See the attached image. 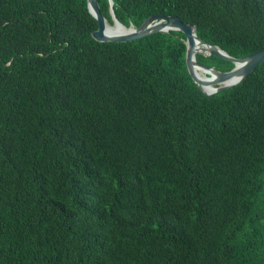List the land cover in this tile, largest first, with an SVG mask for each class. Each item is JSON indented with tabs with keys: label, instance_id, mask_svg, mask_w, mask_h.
<instances>
[{
	"label": "trees",
	"instance_id": "16d2710c",
	"mask_svg": "<svg viewBox=\"0 0 264 264\" xmlns=\"http://www.w3.org/2000/svg\"><path fill=\"white\" fill-rule=\"evenodd\" d=\"M112 1L127 27L264 49V0ZM97 27L87 0H0V264H264V61L208 95L183 32Z\"/></svg>",
	"mask_w": 264,
	"mask_h": 264
},
{
	"label": "water",
	"instance_id": "95a60500",
	"mask_svg": "<svg viewBox=\"0 0 264 264\" xmlns=\"http://www.w3.org/2000/svg\"><path fill=\"white\" fill-rule=\"evenodd\" d=\"M110 2V14L112 24H110L102 14L97 0H87V5L91 14L98 22V27L92 32V36L99 41L123 42L142 38L157 32H168L169 30H179L185 34L186 54L185 61L189 74L195 84L206 94L212 95L224 89L231 88L246 77L259 63L264 61V49L252 52L244 57H233L217 45L199 38L196 34L194 24L183 21L176 15L154 14L146 18L139 26L132 24L128 27L122 24L115 16ZM121 25L125 32L108 33L107 26ZM196 54L205 56L214 55L219 58L233 62L234 66L227 71H222L214 66L200 63L196 59ZM196 68L205 70L210 80H204L197 76ZM212 86L210 91L204 90V85Z\"/></svg>",
	"mask_w": 264,
	"mask_h": 264
},
{
	"label": "bare ground",
	"instance_id": "6f19581e",
	"mask_svg": "<svg viewBox=\"0 0 264 264\" xmlns=\"http://www.w3.org/2000/svg\"><path fill=\"white\" fill-rule=\"evenodd\" d=\"M106 32L114 33V34L121 33V32H125V28L122 27L121 25H113V26H109L108 25L106 27ZM196 74H197L198 77H200V78H202L204 80H210L208 73L205 70L201 69V68H196ZM203 88H204L205 91L208 92V91L211 90L212 86L207 84V85H204Z\"/></svg>",
	"mask_w": 264,
	"mask_h": 264
}]
</instances>
